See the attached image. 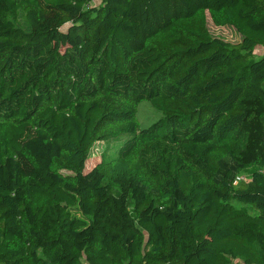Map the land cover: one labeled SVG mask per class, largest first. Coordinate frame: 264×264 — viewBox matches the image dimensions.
<instances>
[{
  "label": "trees",
  "instance_id": "obj_1",
  "mask_svg": "<svg viewBox=\"0 0 264 264\" xmlns=\"http://www.w3.org/2000/svg\"><path fill=\"white\" fill-rule=\"evenodd\" d=\"M259 46L264 0H0V264H264Z\"/></svg>",
  "mask_w": 264,
  "mask_h": 264
},
{
  "label": "rangeland",
  "instance_id": "obj_2",
  "mask_svg": "<svg viewBox=\"0 0 264 264\" xmlns=\"http://www.w3.org/2000/svg\"><path fill=\"white\" fill-rule=\"evenodd\" d=\"M209 19H210V21H209ZM208 21H209L208 22L209 28L214 35L220 36V37H222L226 40L232 41V42H238L241 39L240 35L238 34V32L234 28L217 27L211 21L210 17L208 18ZM255 54H256V57H260V56L264 55V46H259L258 48H256ZM138 115H139V119H140L142 127L150 125L156 119V117L159 116V114H157L155 112V110H153L151 103L147 102V101L142 102L140 104V107L138 110ZM105 150H106V145L103 142L97 143L93 147L91 155H90L89 160L87 162V168L88 169L101 162V160L103 158V153L105 152ZM252 170L253 169H249L247 171L242 172L239 176V180L251 179Z\"/></svg>",
  "mask_w": 264,
  "mask_h": 264
},
{
  "label": "built area",
  "instance_id": "obj_3",
  "mask_svg": "<svg viewBox=\"0 0 264 264\" xmlns=\"http://www.w3.org/2000/svg\"><path fill=\"white\" fill-rule=\"evenodd\" d=\"M88 6H90V4Z\"/></svg>",
  "mask_w": 264,
  "mask_h": 264
}]
</instances>
